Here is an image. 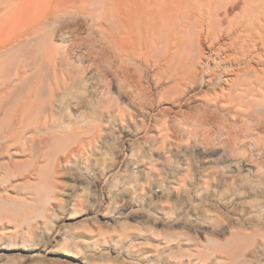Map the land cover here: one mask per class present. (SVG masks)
Returning <instances> with one entry per match:
<instances>
[{"label": "rangeland", "instance_id": "374dc122", "mask_svg": "<svg viewBox=\"0 0 264 264\" xmlns=\"http://www.w3.org/2000/svg\"><path fill=\"white\" fill-rule=\"evenodd\" d=\"M88 2L47 0L40 51L57 56L64 68L74 71L66 96L84 100L81 125L91 122L103 134L91 149L79 153L78 160L65 164L58 203L39 196L35 209L19 211L28 226L52 204L49 222L29 235L34 238L15 231V224L0 225L2 245L13 250L37 246L38 257L10 255L9 264H82L79 258L85 256L97 264H137L146 256L159 263L174 253L185 256L176 264H217L223 253L235 264H264V240L259 252L249 251L245 259V240L234 234L241 222L263 220L253 205L264 198L262 93L251 98L256 103L248 111L212 106L204 90L191 89L179 100L165 99L152 68L137 60L128 66L130 82L121 83L110 70L106 29L91 20ZM62 27L69 28L66 39L57 35ZM16 35L15 27H5L2 40ZM75 50H83L88 59L77 61ZM90 78L98 98H90ZM104 105L111 112L101 117ZM65 112L74 114L72 109ZM124 126L137 132L133 144L122 133ZM181 152L189 155L188 163L179 158ZM130 158L135 162L123 168L124 179L101 182L97 167L106 160L125 167ZM3 207L0 218L9 224L17 209L9 201L0 203V210ZM115 247L122 252L115 253Z\"/></svg>", "mask_w": 264, "mask_h": 264}, {"label": "bare ground", "instance_id": "6f19581e", "mask_svg": "<svg viewBox=\"0 0 264 264\" xmlns=\"http://www.w3.org/2000/svg\"><path fill=\"white\" fill-rule=\"evenodd\" d=\"M88 6L91 20L106 29L110 70L121 83L130 82L128 66L137 60L152 68L165 99L179 100L191 89L204 90L212 106L248 111L255 107L252 97L258 92L264 97V0H89ZM47 14V0H0V203L13 202L17 209L13 222L7 224L0 218V225L15 224V231L28 236L48 221L52 204L28 226L20 210L35 209L43 196L58 203L65 164L76 160L83 149H91L103 134L91 122L81 125L84 100L66 96L74 71L64 68L57 56L40 51ZM5 27L17 29L15 39L2 40ZM68 30L59 29L58 37L68 38ZM21 48L25 51L16 54ZM74 58L88 59L83 50H75ZM88 82L90 98H98L96 84L91 78ZM68 109L74 111L73 116L65 114ZM101 110V117L111 112L109 105ZM122 133L131 144L137 140L130 126H124ZM102 142L109 140L105 137ZM178 156L189 162L187 153ZM134 162L130 158L123 167L106 160L95 170L101 182L124 179L123 168H131ZM129 191L135 189L131 186ZM253 205L263 220L241 222L234 232L245 240L244 258L249 251L259 252L264 240V198L255 199ZM114 250L122 252L121 248ZM36 251L34 243L16 250L0 243V264H9L10 255L38 257ZM184 259L174 253L159 263L146 256L137 264H176ZM79 261L97 264L86 256ZM217 261L235 264L224 253Z\"/></svg>", "mask_w": 264, "mask_h": 264}]
</instances>
